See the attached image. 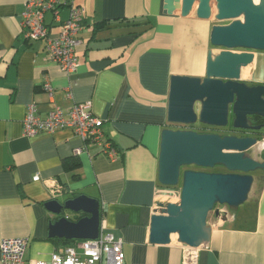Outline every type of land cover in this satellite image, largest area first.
<instances>
[{
	"label": "crops",
	"instance_id": "0c3cea01",
	"mask_svg": "<svg viewBox=\"0 0 264 264\" xmlns=\"http://www.w3.org/2000/svg\"><path fill=\"white\" fill-rule=\"evenodd\" d=\"M25 1L0 0V242L26 237L27 264L49 260L67 247L58 240L63 238L50 237V224L59 216L46 202L86 194L100 201V232L122 239L125 264H182L183 244L176 236L167 245L149 242L157 203L181 196L180 185L165 186L158 179L161 135L164 128H178L168 122L172 75H206L209 50H221L210 41L219 22L214 16L199 18L197 4L183 16L179 7L167 12L166 0H64L60 21L52 11L45 20L55 34L72 5L83 9L79 65L68 75L50 59L45 40L25 37ZM241 75L251 85L264 84V51H254L252 65ZM47 79L52 95L43 87ZM83 102H91L103 119L105 135L120 151L116 161L72 129L24 134L30 103L44 117L56 106L68 110ZM194 128L213 130L200 123ZM78 148L82 152L75 155ZM254 156L264 160L262 142ZM67 159L77 166L67 170ZM254 174L261 178L255 216L248 225L226 210L221 213L226 219L216 216L198 264H264V170ZM64 214L73 220L86 216Z\"/></svg>",
	"mask_w": 264,
	"mask_h": 264
},
{
	"label": "water",
	"instance_id": "95a60500",
	"mask_svg": "<svg viewBox=\"0 0 264 264\" xmlns=\"http://www.w3.org/2000/svg\"><path fill=\"white\" fill-rule=\"evenodd\" d=\"M196 4L199 18L214 16L219 22L212 27L210 41L221 50H209L204 77H171L168 122L178 128L162 130L158 179L165 186L180 185L181 196L157 203L149 232V242L155 245L170 244L175 234L191 247L207 244L212 235L210 213L226 219L227 213L222 215L217 206L237 210L250 196L254 173L264 170V160L254 156L257 137L194 128L198 123L213 127L231 123L235 129H264V84L251 85L241 75L252 65L254 51H264V0H166L165 7L169 13L179 7L186 16ZM255 116L262 123L254 124ZM218 166L224 170L214 171ZM46 207L59 216L50 224V237H99L97 198L86 194L64 201L53 198ZM66 210L86 216L73 220Z\"/></svg>",
	"mask_w": 264,
	"mask_h": 264
},
{
	"label": "built area",
	"instance_id": "2783aa9c",
	"mask_svg": "<svg viewBox=\"0 0 264 264\" xmlns=\"http://www.w3.org/2000/svg\"><path fill=\"white\" fill-rule=\"evenodd\" d=\"M64 3V0H26L21 25L28 40L46 41L50 59L69 75L79 65L77 47L81 42L78 34L83 27V9L72 5L69 17L61 23L60 31L55 34L45 20L46 13L52 11L55 20L60 21L59 7ZM43 87L50 95L53 94L49 79ZM23 127L27 136L72 129L87 142L100 146L112 161L119 158L120 151L105 135L103 119L94 114L91 102L76 103L68 110L56 106L44 117L38 114L36 104L30 103ZM260 142H264V137ZM81 152L82 148H78L75 154ZM39 179L37 175L35 180ZM222 212L225 210L222 209ZM28 245L26 237H4L0 242L1 264H27ZM200 248L183 244L182 264H198ZM30 264H125L123 241L111 232L101 231L96 239L78 240L64 250L56 249L49 260H36Z\"/></svg>",
	"mask_w": 264,
	"mask_h": 264
},
{
	"label": "rangeland",
	"instance_id": "374dc122",
	"mask_svg": "<svg viewBox=\"0 0 264 264\" xmlns=\"http://www.w3.org/2000/svg\"><path fill=\"white\" fill-rule=\"evenodd\" d=\"M217 169V168H216ZM219 169V168H218ZM224 170V169H222ZM260 180L261 178L259 176L255 177V182L253 184V187H252V190L250 192V196L248 198V200L240 205V207L235 210L233 213L232 211L227 207V206H224V205H218L217 207L220 208V211L222 213V209L226 210V212L229 213H232L233 215H235L237 218H239L240 216L244 217V221L242 222V224L244 225H248L253 219V217L255 216L256 214V208H257V203H256V199L254 198L255 196V192L257 191L258 187H259V184H260ZM224 213V212H223ZM250 219V220H249ZM217 220V217L215 215V212L212 211L209 215V218H208V221L210 223H214L216 222Z\"/></svg>",
	"mask_w": 264,
	"mask_h": 264
},
{
	"label": "flooded vegetation",
	"instance_id": "af4514ba",
	"mask_svg": "<svg viewBox=\"0 0 264 264\" xmlns=\"http://www.w3.org/2000/svg\"><path fill=\"white\" fill-rule=\"evenodd\" d=\"M262 121L260 123H262ZM260 123H254V124H260ZM212 129L213 130L210 131V132H218V133H221V134H231L232 133V134H238V135H241V136L249 134V135L257 137L259 139V142H260V139L263 138V137L260 136V132L264 131V129L260 130V131L246 130V129H235V128L232 127L231 123H229L225 127H215V128L213 127ZM195 168H197V167H195ZM216 168H220L221 170L223 169L222 167L218 166V167H215L213 170H215ZM206 170H211V169H206Z\"/></svg>",
	"mask_w": 264,
	"mask_h": 264
},
{
	"label": "trees",
	"instance_id": "16d2710c",
	"mask_svg": "<svg viewBox=\"0 0 264 264\" xmlns=\"http://www.w3.org/2000/svg\"><path fill=\"white\" fill-rule=\"evenodd\" d=\"M261 121H262L261 117L255 116L253 118V122L254 123H260ZM75 155H78V154H75ZM64 166H65V168L67 170H70V169L76 167L77 166V163L74 160L67 159V160L64 161ZM101 215H102V211L100 210V216ZM76 216H77L76 217L77 220L80 219L81 217H83L82 214L76 215ZM58 240L61 241V243H63V245L66 246V247L72 246V245H74L77 242V239H64L63 238L61 240L60 239H58ZM62 250H64V249H62Z\"/></svg>",
	"mask_w": 264,
	"mask_h": 264
},
{
	"label": "bare ground",
	"instance_id": "6f19581e",
	"mask_svg": "<svg viewBox=\"0 0 264 264\" xmlns=\"http://www.w3.org/2000/svg\"><path fill=\"white\" fill-rule=\"evenodd\" d=\"M255 2H259V0H255ZM260 143L261 142H259L258 146H260ZM262 143L264 144V142H262ZM174 236H176V234Z\"/></svg>",
	"mask_w": 264,
	"mask_h": 264
}]
</instances>
